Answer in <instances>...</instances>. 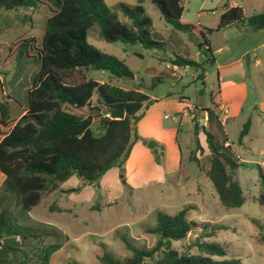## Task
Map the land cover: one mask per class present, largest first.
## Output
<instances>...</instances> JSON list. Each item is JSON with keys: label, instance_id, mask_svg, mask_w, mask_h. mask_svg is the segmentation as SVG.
<instances>
[{"label": "rangeland", "instance_id": "1", "mask_svg": "<svg viewBox=\"0 0 264 264\" xmlns=\"http://www.w3.org/2000/svg\"><path fill=\"white\" fill-rule=\"evenodd\" d=\"M152 1L144 0L141 7L151 21L152 38L164 43L163 51H149L140 45L120 42L108 43L100 37L97 25L87 34L89 45L118 58L133 74V81L123 82L108 80L102 72H91L89 76L93 80L123 90H137L156 100L147 110L141 111L143 117L137 124L139 140L129 158L119 167L109 169L90 186L74 177L69 179L55 192L44 193L40 204L29 213L22 211L18 195L4 185L0 174V213L5 210L8 216L5 234L16 232L19 235L4 236L1 240L3 246L13 250L9 251L8 258L0 259V264H6L4 261L12 264H102L99 258L104 253L114 260L124 261L132 254L125 248L123 237L135 248L150 249L156 237L145 234L144 230L155 225L156 213L171 216L186 206L192 207L188 219L199 226L184 241L171 243L172 248L183 252L196 236L210 233L211 238H204V241L220 245L226 252L223 259L234 258L240 264H264V243L261 241L264 238V206L257 202L258 167L264 174V153L260 154L264 152V128L255 116L250 117V108L246 105L241 118L217 129L218 139L226 141L230 153L237 157L234 178L244 199L241 207L227 210L221 206L205 175L209 154L202 131L210 129V125L207 118H203L206 125L196 122L199 128L195 131L194 121L187 111L211 107V93H215L217 82V70L211 62L213 54L199 50V44L195 45L188 33L167 24ZM180 1L183 6L180 20L199 25L212 47L220 43V38L210 37L203 28L216 31L227 0ZM232 1L244 5L247 13L264 12V0ZM119 3L127 6L136 3L135 0H103L111 14L124 21L117 9ZM47 8L40 5L34 11L0 10V113L11 121L27 107L28 92L40 67L36 51L28 49V57L19 58L18 49L11 51L12 41L24 32L39 40L44 18L50 14ZM18 20L25 23L19 25ZM175 57L188 58L201 67L173 70L170 60ZM201 68L203 79L199 78ZM157 78L159 81H153ZM92 100L94 105L96 96ZM104 110L101 108L93 119L95 135L101 134L100 120L106 115ZM246 122H249L248 132L240 137ZM149 142L161 149L160 160H155L150 153ZM197 145L202 152L195 154V163L190 157ZM70 189L78 191L69 193ZM25 231L36 236L39 232L50 234L27 238V234H22ZM55 246L57 250L50 254Z\"/></svg>", "mask_w": 264, "mask_h": 264}, {"label": "trees", "instance_id": "2", "mask_svg": "<svg viewBox=\"0 0 264 264\" xmlns=\"http://www.w3.org/2000/svg\"><path fill=\"white\" fill-rule=\"evenodd\" d=\"M44 1L53 7L43 0H0V10L6 12H14L17 9L34 11L40 5L47 6L50 11L44 18L39 40L27 36L24 32L12 41L11 51L18 49L19 58L28 57L30 49L36 51L40 61L39 71L33 77L28 92V105L18 118L12 121L0 113V174L4 177V185L18 195L20 207L25 213L40 204L44 193L55 192L60 184L73 177L90 186L98 182L109 169L123 164L139 140L137 124L143 117L141 111L147 110L156 102L137 90H123L110 83L97 82L89 76L91 72H102L108 80L133 77L132 72L118 58L104 54L87 43L89 30L97 25L100 37L108 43L140 45L149 51L164 50V43L152 38L151 21L141 7L144 0H135V6L117 4L124 21L111 14L103 5V0ZM152 4L167 24L177 31L188 33L194 44H199V50L203 49L212 54L202 28L195 23H184L180 20L183 13L180 0H153ZM54 7L55 10L52 9ZM27 19L32 21L29 15ZM18 22L19 25L25 23L24 20ZM232 22H243L254 31L261 30L264 29V13L245 18L240 8H232L221 15L216 31ZM203 30L207 34L213 32L204 28ZM170 63L179 68L201 67L195 61L183 57H175ZM203 77L202 69L199 78ZM153 81H159V78ZM93 96H96L94 105ZM111 107L125 109L124 119L107 123L108 118L105 115L100 120L101 134L95 135L92 130L94 117L98 116L101 108ZM203 111L207 113L210 125V129L202 131L209 154L206 178L210 181L221 206L227 210L239 208L244 199L239 183L234 178L238 168L237 157L230 153L226 142L217 137V129L223 127L217 107ZM198 128L195 123V131ZM248 129L249 122H246L240 137L245 136ZM199 152L201 154L202 149L197 145L191 154V161L197 162L195 154ZM261 171L258 167L257 202L264 206V174ZM75 191L78 189L68 190L69 193ZM191 209L189 206L183 207L171 216L157 212L155 225L144 230L145 234L156 237L152 248H135L123 237L122 242L132 256L118 261L104 253L99 258L100 262L240 264L234 258L223 259L226 252L220 245L204 241V238H211L210 233L196 236L195 241L187 245L183 252L171 247V243L184 241L199 226V223L188 219ZM7 218L6 211L2 210L1 260L8 258L9 251L13 250L12 247L2 245L3 237L19 236L16 232L5 234ZM22 234H27V238H37L41 237V234L50 233L39 232L36 236L25 231ZM12 241L14 242V239ZM261 241L264 243V238H261ZM57 248H51L49 253ZM4 263L12 264L9 261Z\"/></svg>", "mask_w": 264, "mask_h": 264}, {"label": "crops", "instance_id": "3", "mask_svg": "<svg viewBox=\"0 0 264 264\" xmlns=\"http://www.w3.org/2000/svg\"><path fill=\"white\" fill-rule=\"evenodd\" d=\"M224 6L223 14L236 7L242 10L245 18L261 14L252 11L247 13L244 5L232 0H227ZM209 36L220 38V43L216 46L209 44L213 54L212 67L217 70L215 93H211L212 104L209 109L217 107L224 126L225 123L241 118L247 105L250 108V117L255 116L264 128V29L254 31L243 22H232ZM172 67L173 70L177 68ZM222 108L228 111L227 115L223 114ZM187 111L194 125L207 118V113L202 109L193 108Z\"/></svg>", "mask_w": 264, "mask_h": 264}, {"label": "water", "instance_id": "4", "mask_svg": "<svg viewBox=\"0 0 264 264\" xmlns=\"http://www.w3.org/2000/svg\"><path fill=\"white\" fill-rule=\"evenodd\" d=\"M120 80L123 82H131L133 81V77L132 76L122 77ZM104 112L108 118L107 123L110 121H121L125 117V109L122 108H114V107L105 108ZM107 123L104 125V129L106 128ZM147 148L152 152L155 160L160 159L161 154L159 153V151L161 149H159L154 142H149L147 144ZM121 182L123 184L124 180L122 179Z\"/></svg>", "mask_w": 264, "mask_h": 264}, {"label": "built area", "instance_id": "5", "mask_svg": "<svg viewBox=\"0 0 264 264\" xmlns=\"http://www.w3.org/2000/svg\"><path fill=\"white\" fill-rule=\"evenodd\" d=\"M221 111L224 115H227L228 111L225 108H222ZM204 125H206L205 120H203Z\"/></svg>", "mask_w": 264, "mask_h": 264}]
</instances>
